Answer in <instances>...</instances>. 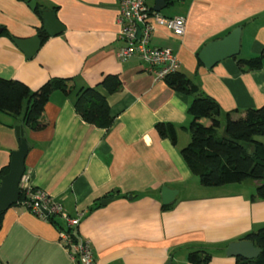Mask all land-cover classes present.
<instances>
[{"label": "crops", "instance_id": "0c3cea01", "mask_svg": "<svg viewBox=\"0 0 264 264\" xmlns=\"http://www.w3.org/2000/svg\"><path fill=\"white\" fill-rule=\"evenodd\" d=\"M36 1L44 10L56 8L64 32L49 36L28 59L13 39L39 36L44 23L24 1L0 0V28L11 36L0 37V77L22 81L32 91L49 80L71 78L75 90L50 96L39 131L28 128L21 116L0 112V170L18 150L19 127L29 146L25 176L30 186L61 205L64 215H83L76 231L90 243L96 264H192L193 252L210 254L209 264H236L226 249L264 227V201H252L253 188L247 191L243 183L203 187L190 172L181 151L191 141L188 110L195 97L156 79L136 58L120 60L118 0ZM155 2L147 5L154 10ZM166 9L160 12L164 17L186 18V32L178 38L156 27L152 44L171 49L178 72L219 104L222 125L228 117L238 119L262 107L264 64L244 72L237 60L264 51V0H178ZM237 29L238 56L206 67L199 59L202 50ZM109 74L120 77L122 89L107 95L114 124L101 129L78 115L76 92L100 85ZM160 123L174 126L176 145L159 136ZM164 188L176 192L169 206L162 201ZM103 200L110 203L104 206ZM57 220L66 227L63 218ZM0 264L72 260L52 223L15 205L3 215Z\"/></svg>", "mask_w": 264, "mask_h": 264}, {"label": "trees", "instance_id": "16d2710c", "mask_svg": "<svg viewBox=\"0 0 264 264\" xmlns=\"http://www.w3.org/2000/svg\"><path fill=\"white\" fill-rule=\"evenodd\" d=\"M175 1L178 0H165L167 7ZM44 9L38 3L34 11L42 22L41 12ZM38 35L42 43L46 42L50 36L44 26L38 31ZM0 37L11 36L4 28H0ZM237 62L244 72L260 70L264 64V51L257 57L248 60L238 59ZM164 80L173 90L195 97L188 110L192 116L188 128L191 141L181 151L190 172L200 179L203 187L208 188L242 184L247 181L258 182L251 199L254 202L264 201V143L257 140L258 137H264V105L247 110L245 115L238 119L228 117L223 126L220 121L222 112L219 104L214 99L201 95L199 87L183 73L177 71ZM72 82L71 78H56L47 81L38 90L32 91L22 81L0 77V112L21 116L24 104L27 103L23 119L25 125L33 131L42 130L45 127L42 117L50 96L56 91L70 96L75 90ZM100 88H103L107 94L102 93ZM121 89L122 82L118 75H105L100 85L77 90L75 110L86 123L101 129H109L114 124V118L110 112L107 95L116 94ZM205 120L210 124L206 125ZM220 128H224L222 137L218 135ZM156 131L160 137H168L176 145L177 136L173 125L160 123L156 126ZM9 171L10 165L2 168L0 177H4ZM27 199L22 191L20 203L17 205H22ZM4 212H0V229ZM48 221L59 232L67 233L73 242L78 240L77 229L67 225L64 227L56 217L51 216ZM243 240L253 242L257 248L261 249V254L254 260L235 258L236 264H264V227L246 235ZM211 260L212 256L208 253L203 256L196 252L189 254V261L192 264H209Z\"/></svg>", "mask_w": 264, "mask_h": 264}, {"label": "built area", "instance_id": "2783aa9c", "mask_svg": "<svg viewBox=\"0 0 264 264\" xmlns=\"http://www.w3.org/2000/svg\"><path fill=\"white\" fill-rule=\"evenodd\" d=\"M118 6L119 35L123 43L117 52L120 60L138 59L158 80H164L168 75L177 72L180 67L177 56L169 48L155 47L152 44V36L156 27L166 28L178 38L184 36L187 26L186 18L164 17L151 9L147 5V0H118ZM138 30H140V37L137 36ZM20 190L28 198L22 206L29 212L43 220H48L51 216L61 217L68 227L79 228L82 214L74 218L64 215L62 206L53 203L45 192L34 191L25 175L22 178ZM60 238L65 242L72 264H96L87 240L79 237L76 242H73L65 232H60Z\"/></svg>", "mask_w": 264, "mask_h": 264}, {"label": "water", "instance_id": "95a60500", "mask_svg": "<svg viewBox=\"0 0 264 264\" xmlns=\"http://www.w3.org/2000/svg\"><path fill=\"white\" fill-rule=\"evenodd\" d=\"M28 4L32 11L38 7L36 0H22ZM167 8L165 0H156L154 11L160 13ZM44 29L50 36H59L64 32V26L58 21L56 15L51 10H42L41 12ZM240 34L241 30L237 29L229 36L222 40L212 42L207 45L199 55L201 62L208 68L212 67L217 62L226 58L236 57L240 50ZM140 37V30L137 32ZM14 44L21 50L26 58L32 59L40 50L42 41L39 36L31 39H13ZM16 137L18 139V150L13 152L10 171L2 177V185L0 188V212L8 210L10 207L19 204L20 202V184L23 176L26 173L25 161L29 152V146L26 139L22 136L19 127L16 128ZM176 192L164 188L163 189V204L169 206L174 201ZM110 200H103L102 205L106 206ZM228 257L243 258L246 260L257 259L261 254V249L257 248L253 242L241 240L231 243L227 249ZM167 264H171L169 261Z\"/></svg>", "mask_w": 264, "mask_h": 264}, {"label": "rangeland", "instance_id": "374dc122", "mask_svg": "<svg viewBox=\"0 0 264 264\" xmlns=\"http://www.w3.org/2000/svg\"><path fill=\"white\" fill-rule=\"evenodd\" d=\"M168 10L169 9H164L163 11H161V13H162V15H164V14H166L167 12H168ZM26 105H27V103H25ZM21 117H22V119H24V113L21 115ZM16 118H19V116H17ZM16 129V128H15ZM218 135L220 136V137H222V136H224V128H220L219 130H218ZM257 140L258 141H260V142H262V143H264V137H258L257 138ZM254 183L255 182H252V181H247V182H245V183H243V185H244V189L245 190H250V188H253V193L255 194V189H256V187H254ZM230 188H232V187H230ZM233 188H239V187H233Z\"/></svg>", "mask_w": 264, "mask_h": 264}]
</instances>
